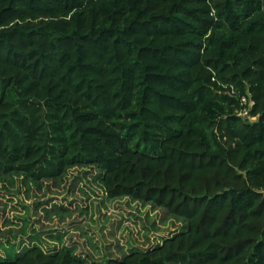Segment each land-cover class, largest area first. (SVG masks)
I'll return each mask as SVG.
<instances>
[{"label":"trees","instance_id":"1","mask_svg":"<svg viewBox=\"0 0 264 264\" xmlns=\"http://www.w3.org/2000/svg\"><path fill=\"white\" fill-rule=\"evenodd\" d=\"M76 167L182 227L101 260L35 244L0 264H264V0H0V177Z\"/></svg>","mask_w":264,"mask_h":264},{"label":"rangeland","instance_id":"2","mask_svg":"<svg viewBox=\"0 0 264 264\" xmlns=\"http://www.w3.org/2000/svg\"><path fill=\"white\" fill-rule=\"evenodd\" d=\"M95 172L72 168L59 185L40 186L21 176L0 177V258L9 256V249L38 244L101 260L120 255L127 245L149 248L182 227V221L161 211L108 198Z\"/></svg>","mask_w":264,"mask_h":264},{"label":"built area","instance_id":"3","mask_svg":"<svg viewBox=\"0 0 264 264\" xmlns=\"http://www.w3.org/2000/svg\"><path fill=\"white\" fill-rule=\"evenodd\" d=\"M230 92L232 94L235 93L233 88L230 90ZM239 103H240V108L237 111L238 116H241L250 122L255 121L257 117L252 115L251 113V109L254 105V101L249 91H246L245 94L239 96Z\"/></svg>","mask_w":264,"mask_h":264}]
</instances>
